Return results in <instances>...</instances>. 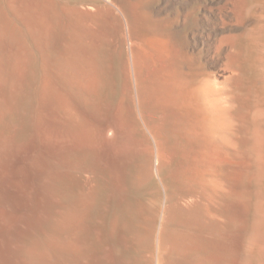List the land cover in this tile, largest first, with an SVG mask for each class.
Returning a JSON list of instances; mask_svg holds the SVG:
<instances>
[{
  "label": "bare ground",
  "instance_id": "obj_1",
  "mask_svg": "<svg viewBox=\"0 0 264 264\" xmlns=\"http://www.w3.org/2000/svg\"><path fill=\"white\" fill-rule=\"evenodd\" d=\"M54 4L0 7V264H264V0L198 2L189 39Z\"/></svg>",
  "mask_w": 264,
  "mask_h": 264
},
{
  "label": "rangeland",
  "instance_id": "obj_2",
  "mask_svg": "<svg viewBox=\"0 0 264 264\" xmlns=\"http://www.w3.org/2000/svg\"><path fill=\"white\" fill-rule=\"evenodd\" d=\"M5 2H3V0H0V7H5L6 5H5V3H6V0H4ZM209 0H148V2L150 3L149 5H148V10H150L151 12V17H154V16H159L160 15V17H164V18H169V21H170V23L171 22H173L174 20L173 19H178V22H177V19L174 21V24L173 25H171L170 27H171V30H175V31H179L180 32V36H184V37H189L190 38V34H191V21H188L187 22V24L185 25V26H183V24H182V15H183V12L184 13H186V14H194V13H192L195 9H196V7L198 6L197 4H198V2L199 3H203V5L204 4H206L207 2H208ZM52 2L53 3H56V7H57V9H63L64 7L66 8V5H68L67 7L68 8H70V6L72 5L73 7H76V8H82V9H92V7H94V6H96V5H100V3L101 2H103V0H52ZM152 2V3H151ZM189 2V3H188ZM4 3V4H3ZM3 5V6H2ZM63 8H62V7ZM72 6H71V8H72ZM88 7V8H87ZM166 7V8H165ZM168 10V11H167ZM161 11V12H160ZM167 11V12H166ZM190 12V13H189ZM164 13V14H163ZM178 13L180 14V16L178 15ZM166 15V16H165ZM196 15V14H195ZM172 18V19H171ZM171 19V20H170ZM181 19V20H180ZM173 20V21H172ZM65 24V23H64ZM172 24V23H171ZM190 26V27H189ZM70 30V27H65V25H62L61 27H60V29H62L64 32V34H63V37H65V38H67V35H68V33H69V30ZM65 29V30H64ZM179 29V30H178ZM68 30V31H67ZM67 33V34H66ZM188 38V39H189ZM65 40H67V39H65ZM27 46H28V48L29 47H31L28 43H27ZM26 46V47H27ZM27 50H29V49H27ZM30 50H31V48H30ZM106 72V71H105ZM104 71H103V74L105 73ZM24 108H22V110H23ZM9 148V149H8ZM16 147L15 146H12V145H8V146H4V148L3 149H0V172L2 171V172H4L3 170H5L6 172H7V170L10 168H12V166H13V164L15 163V160H17V158L19 157V153H18V151L15 149ZM8 149V150H7ZM11 149V150H10ZM7 150V151H6ZM14 152V153H13ZM12 153V154H11ZM14 158V159H13ZM77 163V165H75ZM79 163V161L77 160L76 162H75V164L73 163V165H75L77 168H74L75 166H70L68 169L66 168L65 170H68L69 171V173H70V175L74 178V179H76V177H78L77 179H78V181L77 182H80L81 180L79 179V167H80V164H78ZM73 169V170H72ZM77 169V170H76ZM71 170V171H70ZM77 173H78V175H77ZM76 182V181H75ZM76 182V183H77ZM77 187L79 188V190L77 189L76 190V188H75V190L78 192V194H83V192L85 191V190H83L84 188H83V186H82V183L80 182V183H77ZM83 189H82V188ZM83 191V192H79V191H81V190ZM69 199V198H68ZM68 199L67 200H64L63 201V203L65 204L66 202H67V208H69V205H71L70 204V201H68ZM69 200H72V202L74 203V199L72 198H70ZM69 202V203H68ZM71 202V203H72ZM73 203H72V205L70 206V207H72L73 206ZM104 203H106V204H104ZM104 203H102V205H104L103 207L102 206H97V208L99 207H101L102 209H99V210H97V213L95 212L92 216L93 217H91V218H89L88 219V221L89 222H93V224H91V223H89V224H91V225H89V227L90 228H92L91 229V231H92V234H93V236H92V238H94L92 241H94L95 240V233L97 232L96 230H97V228L99 229L103 224L105 225V226H107L109 223H110V218L112 219L113 218V216H114V212H115V205H112V204H114V203H112V202H104ZM63 204V205H64ZM69 204V205H68ZM112 206H113V208H112ZM65 207H66V205H65ZM105 207V208H104ZM96 208V209H97ZM109 208H110V210H109ZM95 209V210H96ZM108 209V210H107ZM102 211V213H101V211ZM104 210V211H103ZM99 211H100V213H101V215L99 214ZM107 211V212H106ZM112 211H114V212H112ZM106 214L105 216H104V213ZM100 216H102V217H100ZM106 217V218H105ZM92 218H94V220L92 219ZM97 218H98V220H97ZM24 219H25V216H24ZM100 219V220H99ZM102 219V220H101ZM106 219V220H105ZM96 220V221H95ZM110 220V221H109ZM113 220V219H112ZM20 221H24V220H20ZM87 221V220H86ZM101 221V222H100ZM109 221V222H108ZM96 223V225H94ZM97 224H99L100 226H98ZM19 225H21V224H18L17 226H19ZM103 225V226H104ZM17 226H15L14 227V229L12 228L11 230H10V232L9 233H7V234H5L6 235V237H5V235H3L4 237V239L6 240V241H9V239H13V240H17V236H16V233H17V231L19 230L18 229V227ZM95 226V227H94ZM95 229V230H94ZM17 230V231H16ZM13 231H14V235H13ZM106 231H107V229H106ZM16 232V233H15ZM10 236V237H9ZM16 236V237H15ZM105 236H106V234H105ZM14 237V238H13ZM8 238V239H7ZM106 244V243H105ZM107 244H108V242H107Z\"/></svg>",
  "mask_w": 264,
  "mask_h": 264
}]
</instances>
